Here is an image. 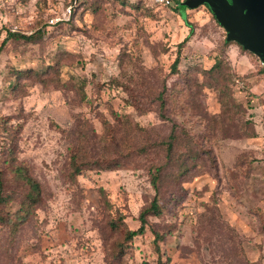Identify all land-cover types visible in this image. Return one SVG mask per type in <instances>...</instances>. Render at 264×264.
Instances as JSON below:
<instances>
[{
  "label": "rangeland",
  "instance_id": "1",
  "mask_svg": "<svg viewBox=\"0 0 264 264\" xmlns=\"http://www.w3.org/2000/svg\"><path fill=\"white\" fill-rule=\"evenodd\" d=\"M174 6L0 0V46L9 30L36 35L10 38L0 53V168L11 181L3 152L15 134L19 162L44 194L16 236L0 224V264H160L159 257L166 264H264L263 64L237 43L224 44L226 30L205 5H179L192 34ZM179 53V73H173ZM219 55L225 73L212 74ZM165 86L163 118L156 98ZM117 117L147 132L127 133ZM106 119L118 137L150 145V153L125 167L85 170L73 181L69 147L77 126L88 124L101 137ZM173 129L181 152L165 168L163 214L151 216L146 233L115 261L118 236L108 227L111 211L101 189L112 211L138 229L140 212L155 195L150 166L164 160L163 141ZM187 153L199 157L187 159L189 170L179 176ZM17 201L15 194V208ZM155 230L166 234L161 253Z\"/></svg>",
  "mask_w": 264,
  "mask_h": 264
},
{
  "label": "trees",
  "instance_id": "2",
  "mask_svg": "<svg viewBox=\"0 0 264 264\" xmlns=\"http://www.w3.org/2000/svg\"><path fill=\"white\" fill-rule=\"evenodd\" d=\"M175 2V10L182 16L179 11V5L181 0H171ZM206 6V5H205ZM207 7V6H206ZM208 8V7H207ZM209 9V8H208ZM210 10V9H209ZM216 22L222 26L217 18L213 15ZM186 20V18L182 17ZM188 26L192 27V24L186 20ZM223 27V26H222ZM194 32L193 27L191 28V34ZM35 34H24L18 31L9 30L6 38L3 40L0 46V53L10 38H22L28 41L34 40ZM190 36H187L180 46L186 44ZM237 43L235 41H230L225 36L224 44L230 45L231 43ZM240 47L245 49L241 44L237 43ZM246 50V49H245ZM248 51V50H247ZM252 53L251 51H249ZM254 54V53H252ZM255 55V54H254ZM180 53L176 57L173 65V73H179V63H180ZM212 74L218 72L220 74L225 73L224 60L222 56H218L215 63L209 70ZM261 71L264 72V66L261 67ZM207 73V71H205ZM221 95L223 97L227 96L226 90L222 87ZM164 90L158 93L156 101L159 103V110L161 117L165 118V109L167 105V100L165 98ZM87 95L83 93V98ZM226 103V99L223 103ZM131 105H136L140 107L141 102L133 100L130 102ZM123 124L126 128L127 133H137L143 134L147 132V129L141 127L138 123H133L129 117L124 119H119L117 117L116 126ZM105 133L101 137H96L94 133L89 129L88 124L80 123L74 132L73 140L70 144V155H69V177L73 181H76L78 175H80L85 170L90 169H117L125 167L130 164L131 160L136 156H141L143 154H148L151 151V146L142 144L136 146L129 142L130 138L128 136L121 135L118 137L117 131H114V125L111 124L109 120H104ZM94 136H92V134ZM180 136L173 129L169 135V138L163 141L164 145V160L155 163L150 166L151 173V183L155 189V195L148 205H146L140 212L139 220L140 226L138 229H133L129 227L125 221V215L120 210L113 212V205L105 190L101 189V197L107 209L111 212L108 214V227L111 232L116 233L118 236L117 241L113 247V258L115 261H120L123 255L127 252L128 247L134 241L137 236L143 235L147 231V227L150 222L151 216H161L164 211V204L161 198V184L163 182V177L165 173V168L170 165L171 162L174 163V157L181 151L176 149V144ZM73 143V144H72ZM4 155L7 157L5 161L8 164V168L12 174L11 181H8L5 172L0 168V224L9 226L11 234L16 236L20 227L24 225L27 221L31 219L32 216L36 214V211L43 202L44 194L43 188L40 181L30 173V169L27 164L19 162L18 158V138L17 135H13L11 139L4 146ZM114 153L116 155H114ZM199 153V150L197 151ZM198 154H183L181 155L182 162L180 164L179 176L184 175L189 167L187 166V159L198 158ZM15 184H19L22 188L20 193L17 188H14ZM15 194L18 195V207L15 208L13 201ZM155 234V244L157 252L161 253L160 240L163 239L166 234L158 230L154 231ZM160 264L163 263L159 257Z\"/></svg>",
  "mask_w": 264,
  "mask_h": 264
},
{
  "label": "water",
  "instance_id": "3",
  "mask_svg": "<svg viewBox=\"0 0 264 264\" xmlns=\"http://www.w3.org/2000/svg\"><path fill=\"white\" fill-rule=\"evenodd\" d=\"M180 5L191 9L206 5L227 39L257 55L264 66V0H184Z\"/></svg>",
  "mask_w": 264,
  "mask_h": 264
},
{
  "label": "built area",
  "instance_id": "4",
  "mask_svg": "<svg viewBox=\"0 0 264 264\" xmlns=\"http://www.w3.org/2000/svg\"><path fill=\"white\" fill-rule=\"evenodd\" d=\"M157 3L162 4V5H170L171 0H155ZM72 14V5H70L65 11H64V18L69 19ZM54 18L51 19V22H54Z\"/></svg>",
  "mask_w": 264,
  "mask_h": 264
},
{
  "label": "crops",
  "instance_id": "5",
  "mask_svg": "<svg viewBox=\"0 0 264 264\" xmlns=\"http://www.w3.org/2000/svg\"><path fill=\"white\" fill-rule=\"evenodd\" d=\"M187 16V15H186Z\"/></svg>",
  "mask_w": 264,
  "mask_h": 264
}]
</instances>
